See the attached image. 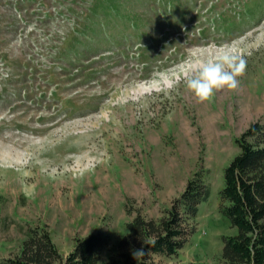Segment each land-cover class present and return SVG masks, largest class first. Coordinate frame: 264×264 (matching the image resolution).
<instances>
[{
  "label": "rangeland",
  "instance_id": "rangeland-1",
  "mask_svg": "<svg viewBox=\"0 0 264 264\" xmlns=\"http://www.w3.org/2000/svg\"><path fill=\"white\" fill-rule=\"evenodd\" d=\"M119 1L130 20L107 17L108 36L94 41L84 35L94 0H0V261L28 224L47 225L64 255L97 230L113 245L199 168L211 197L163 264L216 263L222 236L236 233L219 191L236 139L264 122V0ZM225 50L246 61L239 86L199 102L186 80Z\"/></svg>",
  "mask_w": 264,
  "mask_h": 264
},
{
  "label": "trees",
  "instance_id": "trees-1",
  "mask_svg": "<svg viewBox=\"0 0 264 264\" xmlns=\"http://www.w3.org/2000/svg\"><path fill=\"white\" fill-rule=\"evenodd\" d=\"M94 1L86 25L89 32L84 35L99 41L108 36L107 17L118 15L129 19L131 15L122 12L123 4L119 0ZM91 19L97 22L93 24ZM131 22L133 28L139 27L137 21ZM77 43L71 48L76 50ZM140 45L143 49L148 47V44ZM236 144L239 153L224 169L218 205L219 212L230 221L236 233L222 236L223 247L216 263L201 264H264V122L251 123L236 139ZM211 193L210 170L199 168L159 217H147L138 210L113 245L108 232L97 230L85 237H76L68 255L60 252L47 225L28 224L20 250L0 264H138L131 249L140 248L142 241L149 237L156 243L147 248V255L139 264H163V259L177 257L190 243L197 232L200 206L208 202ZM127 213L130 215L133 211L127 209ZM106 249L109 255L102 262Z\"/></svg>",
  "mask_w": 264,
  "mask_h": 264
},
{
  "label": "clouds",
  "instance_id": "clouds-1",
  "mask_svg": "<svg viewBox=\"0 0 264 264\" xmlns=\"http://www.w3.org/2000/svg\"><path fill=\"white\" fill-rule=\"evenodd\" d=\"M246 70V61L227 50L215 59L202 62L196 73L186 80V88L199 102L210 101L214 94L222 89L235 90L239 86L238 77ZM155 239L149 237L142 241L140 248L131 249V255L138 264L147 255V248L154 246Z\"/></svg>",
  "mask_w": 264,
  "mask_h": 264
}]
</instances>
